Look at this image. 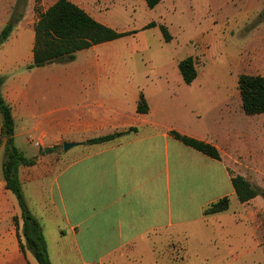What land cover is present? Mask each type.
Masks as SVG:
<instances>
[{
	"label": "crops",
	"instance_id": "obj_1",
	"mask_svg": "<svg viewBox=\"0 0 264 264\" xmlns=\"http://www.w3.org/2000/svg\"><path fill=\"white\" fill-rule=\"evenodd\" d=\"M56 1L43 0V6L50 4L38 8L45 12ZM71 1L98 22L129 32L102 18L105 0ZM17 3L12 0L0 9V27L10 22ZM19 6L22 18L0 46L1 94L12 109L16 146L36 160L33 166L20 167L19 178L29 209L42 226L52 264H158V247L190 228L212 219L239 224L231 207L204 214L224 197L231 205L237 199L232 170L245 138L233 122L236 114L244 113L238 85L235 97L231 85L214 83L222 90L230 86V91L210 97L204 89L196 93L200 74L191 85L181 76L189 97L170 100L166 82L138 67L139 51L126 47L135 35L79 51L72 62L29 69L39 16L36 0ZM141 94L149 106L145 114L138 113ZM209 115L213 127L205 125ZM1 124L0 115V264H39L29 250L21 249L24 220L4 181ZM173 131L215 146L221 160L176 140ZM122 132L112 141L90 142ZM65 142L76 146L64 152L62 163L57 150ZM25 143L37 151L24 149ZM232 236L227 233L229 247Z\"/></svg>",
	"mask_w": 264,
	"mask_h": 264
},
{
	"label": "rangeland",
	"instance_id": "obj_2",
	"mask_svg": "<svg viewBox=\"0 0 264 264\" xmlns=\"http://www.w3.org/2000/svg\"><path fill=\"white\" fill-rule=\"evenodd\" d=\"M42 2L36 0V5L44 10L50 2L45 6ZM11 4L12 0H0V9ZM263 10L264 0H166L154 9L148 8L145 0H105L100 14L120 31L135 32L126 47L139 51L137 66L149 70L155 80L165 81V95L174 100L189 97L175 65L189 54L196 59L200 74L201 87L196 86V93L204 89L212 97L213 92H229L230 86L222 90L214 84L223 82L231 85L238 97V73L264 76ZM152 22L157 26L147 29ZM159 25L167 27L170 42L165 41ZM3 29L0 27V34ZM204 122L213 127L211 115ZM233 122L245 138L232 174H244L261 194L246 204L235 198L236 204L233 201L231 205L230 200L238 225L228 219H212L158 247V264H226L231 259L238 260L235 264H264V114L238 113ZM27 147L37 151L25 143L24 149ZM64 152L61 144L58 162L63 163ZM227 233H233L231 247Z\"/></svg>",
	"mask_w": 264,
	"mask_h": 264
},
{
	"label": "trees",
	"instance_id": "obj_3",
	"mask_svg": "<svg viewBox=\"0 0 264 264\" xmlns=\"http://www.w3.org/2000/svg\"><path fill=\"white\" fill-rule=\"evenodd\" d=\"M18 0L10 22L4 27L0 34V46L8 39L14 26L22 18L19 12ZM163 0H145L148 8L154 9ZM39 20L35 25L34 59L29 69L43 67L50 63H68L76 58L79 51L89 49L95 45L111 42L135 32H118L117 30L98 22L85 10L73 3L71 0H57L45 12L36 7ZM264 18V10L262 13ZM152 22L146 26L147 29L156 27ZM159 28L166 42L172 40V36L165 25ZM179 72L186 85H191L199 74L196 59L188 56L178 64ZM4 79L0 78V115L1 143L4 145L3 176L6 189L11 191L17 198L22 210L24 227V243L20 241L23 251L29 250L39 264H52L48 252L47 242L43 234L42 226L38 219L31 213L19 178L21 166H33L35 159H28L15 144V122L11 107L6 103L1 87ZM238 89L242 100V109L247 116H258L264 114V76L241 74L238 79ZM149 111L148 103L143 94L138 102V113L145 114ZM137 129H130L134 132ZM125 133H115L91 140V144L103 143L115 140ZM172 136L183 144L203 153L204 155L221 160L218 149L206 142L199 141L173 131ZM232 184L241 204L249 203L261 194V190L255 187L246 177L232 175ZM230 198L224 197L212 203L205 209L206 216L228 211Z\"/></svg>",
	"mask_w": 264,
	"mask_h": 264
},
{
	"label": "water",
	"instance_id": "obj_4",
	"mask_svg": "<svg viewBox=\"0 0 264 264\" xmlns=\"http://www.w3.org/2000/svg\"><path fill=\"white\" fill-rule=\"evenodd\" d=\"M76 146L75 143H63L64 151H68L70 148ZM46 153H48V149H46Z\"/></svg>",
	"mask_w": 264,
	"mask_h": 264
}]
</instances>
